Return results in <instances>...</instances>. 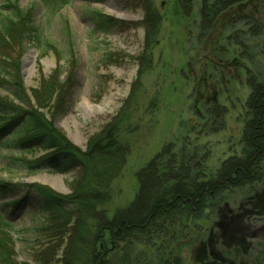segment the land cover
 <instances>
[{
  "label": "rangeland",
  "instance_id": "1",
  "mask_svg": "<svg viewBox=\"0 0 264 264\" xmlns=\"http://www.w3.org/2000/svg\"><path fill=\"white\" fill-rule=\"evenodd\" d=\"M11 1L24 9L33 8L39 29V39L29 37L23 49L15 44L1 51L10 61L19 60L28 94L53 70L63 82L75 69L72 107L55 121L74 145L84 150L91 135L127 108L129 118L121 124L120 138L129 150L125 167L113 183L109 217L134 199L136 173L165 147H169L166 154L172 151L177 158L187 156L191 168H200L205 176L216 175L225 160L241 155L251 116L246 106L250 93L246 80L252 75L260 80L264 76V33L251 35L245 23L247 17L264 23V0H246L227 8L206 37L200 36V0H195L188 16L183 15L178 0H152L161 19L151 40L146 39L151 28L145 21L144 0H64L66 4L55 10L40 0ZM62 1L56 0L55 5ZM5 4L0 0V17ZM116 10L125 17H118ZM97 13L121 26L98 31ZM235 42L245 46L242 48L253 56L251 62L240 57ZM7 94L0 86V97ZM214 101L224 108L220 122L206 118ZM45 154L42 150L11 152L0 146V183H40L69 194L75 172H29L18 163L37 162ZM250 195L257 203L247 206L243 198ZM21 196L19 191L7 198L0 195V211L10 223L1 229L13 241L19 262L41 264L34 260L45 248L38 237V229L46 222L44 215L32 198L25 199L13 215L4 205ZM261 199L264 162L262 182L224 193L206 217L192 221L195 230L183 240L180 251L183 263L255 264L258 254L264 252ZM61 254L62 247L54 261L46 264H62Z\"/></svg>",
  "mask_w": 264,
  "mask_h": 264
},
{
  "label": "trees",
  "instance_id": "2",
  "mask_svg": "<svg viewBox=\"0 0 264 264\" xmlns=\"http://www.w3.org/2000/svg\"><path fill=\"white\" fill-rule=\"evenodd\" d=\"M40 1L51 10L66 4L64 0L58 5L56 0ZM144 1L148 17L145 21L151 28L146 39L151 40L161 17L152 0ZM245 1L200 0V36L206 37L221 12ZM5 2L2 7L6 10L0 17V86L8 94L0 97V146L11 152H46L37 162H18L26 171L75 172L69 194L58 193L40 183L21 186L0 183L2 198L18 191L22 195L4 204L9 214H15L25 199L32 198L44 215L46 222L38 229V237L45 248L34 261L51 263L62 247L59 259L62 264H184L180 251L183 240L195 230L190 225L192 221L206 217L211 206H218L224 193L263 181L264 76L260 80L252 75L246 80L250 89L246 106L251 116L240 156L225 160L216 175L205 176L200 168H191L187 156L177 158L172 151L166 154L169 147H165L136 173L138 190L134 199L109 217L107 206L113 196V183L125 167L129 150L120 138L121 124L129 118L127 108L123 107L91 135L84 150L74 145L55 121L67 115L72 107L75 69L63 82L58 79L57 70H53L47 79H41L30 96L19 73V60L10 61L1 51L15 44L23 49L29 37L39 39L34 9L21 8L17 1ZM178 2L183 15L188 16L195 0ZM95 20L100 32H108L110 26H121L101 13L95 14ZM245 25L251 35L264 33V23L257 19L247 17ZM234 44L239 45L240 57L251 62L253 56L247 54L245 46ZM223 114L224 108L214 101L206 111V118L209 122L215 119L220 122ZM243 201L247 206L256 202L251 195ZM3 226L7 228L10 223L0 211V264H30L16 259L13 241L1 229ZM255 264H264V252L258 254Z\"/></svg>",
  "mask_w": 264,
  "mask_h": 264
},
{
  "label": "bare ground",
  "instance_id": "3",
  "mask_svg": "<svg viewBox=\"0 0 264 264\" xmlns=\"http://www.w3.org/2000/svg\"><path fill=\"white\" fill-rule=\"evenodd\" d=\"M116 14L118 17H122V18L125 17V15L123 13L119 12L118 10H116ZM27 59H29V56H27Z\"/></svg>",
  "mask_w": 264,
  "mask_h": 264
}]
</instances>
